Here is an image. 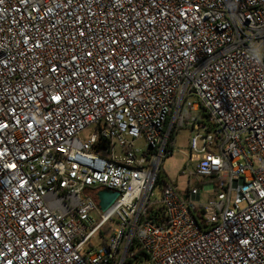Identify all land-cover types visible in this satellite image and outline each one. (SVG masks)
Instances as JSON below:
<instances>
[{
  "label": "built area",
  "instance_id": "built-area-1",
  "mask_svg": "<svg viewBox=\"0 0 264 264\" xmlns=\"http://www.w3.org/2000/svg\"><path fill=\"white\" fill-rule=\"evenodd\" d=\"M0 264H264V0H0Z\"/></svg>",
  "mask_w": 264,
  "mask_h": 264
},
{
  "label": "rangeland",
  "instance_id": "rangeland-1",
  "mask_svg": "<svg viewBox=\"0 0 264 264\" xmlns=\"http://www.w3.org/2000/svg\"><path fill=\"white\" fill-rule=\"evenodd\" d=\"M90 133V128L83 131L82 135H88ZM190 136L189 130L183 128L179 131L178 137L176 139V144L172 154L168 155L162 163L161 175L166 181L175 183L180 190H184L188 185V174L194 171V164L188 160V138ZM136 146L140 149L145 150V141L143 139H137L135 141ZM118 152V147H117ZM184 171L185 173H182ZM206 181V180H205ZM202 186V185H200ZM213 190H206L202 188L201 199L213 195ZM156 196H160V188L156 186L155 188ZM233 197V195H232ZM245 203H241L244 206ZM118 226L116 220H110L101 230V235L103 237H109L114 228ZM101 236L99 233L95 234L92 238L93 245L98 247L101 245Z\"/></svg>",
  "mask_w": 264,
  "mask_h": 264
},
{
  "label": "water",
  "instance_id": "water-1",
  "mask_svg": "<svg viewBox=\"0 0 264 264\" xmlns=\"http://www.w3.org/2000/svg\"><path fill=\"white\" fill-rule=\"evenodd\" d=\"M117 191H111L108 189H100L97 191L96 195L98 198V204L99 207L102 210H105L113 201L114 199L118 196Z\"/></svg>",
  "mask_w": 264,
  "mask_h": 264
},
{
  "label": "trees",
  "instance_id": "trees-1",
  "mask_svg": "<svg viewBox=\"0 0 264 264\" xmlns=\"http://www.w3.org/2000/svg\"><path fill=\"white\" fill-rule=\"evenodd\" d=\"M140 252H141V250H138V251H137V253H140Z\"/></svg>",
  "mask_w": 264,
  "mask_h": 264
}]
</instances>
